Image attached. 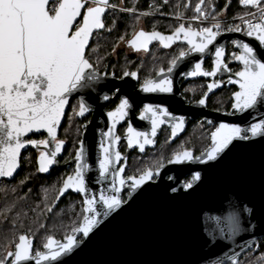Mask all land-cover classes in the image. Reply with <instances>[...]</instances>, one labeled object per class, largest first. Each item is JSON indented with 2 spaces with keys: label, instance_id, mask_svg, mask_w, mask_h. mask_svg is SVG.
<instances>
[{
  "label": "snow or ice",
  "instance_id": "snow-or-ice-1",
  "mask_svg": "<svg viewBox=\"0 0 264 264\" xmlns=\"http://www.w3.org/2000/svg\"><path fill=\"white\" fill-rule=\"evenodd\" d=\"M123 0H121V4ZM164 4L168 0H163ZM230 0L226 2L224 9L215 10L214 0H197L192 7V16L188 17L185 24V16L179 8H189L188 3L176 5L173 15L177 26L171 34H162L160 31H145L142 28L133 30L130 39L124 35L119 37V42L126 43L133 51L148 53L149 46L153 42H159L164 49L170 48L177 41L187 44V49H181L179 55L169 62L167 73H171L178 61L183 60L191 53L203 56L209 51V46H214V59L211 70H205L202 62L195 63L192 70L188 71V77H216L218 73H229L227 83L238 85V91L232 93L231 113H248L256 109L257 105H264V0H238V4L244 11L233 17L240 23L230 24L225 27L218 17L224 15ZM129 14L136 13L135 6L122 7L110 0H0V178L7 180L12 178L21 166L22 149L31 146L37 149V171L48 173L50 166L58 163L65 139L58 138V128L65 116L69 97L81 89L88 87L92 82H98L102 76L97 64H93L90 57L96 53L97 48H89L90 40L100 30H105L104 18L106 14L117 11ZM159 12V6L149 5L148 11L139 12L136 22L141 17L152 16ZM165 15V13H160ZM198 22L193 27L192 22ZM207 22V26H204ZM115 20H113V25ZM108 32L112 27H107ZM223 32L242 33L252 38L256 44L233 39L231 43L239 49L238 54L233 53L232 59L241 65L238 71L232 72L224 60L225 48L217 45V37ZM116 48L113 46L112 51ZM114 76V74H113ZM124 77L137 79L136 71H124ZM160 79L145 78L140 84V90L144 93H171L173 91L172 80L165 73L164 68L156 72ZM235 77V78H233ZM223 81L214 79L207 84V91L197 102L206 106V97L214 89L221 86ZM108 100L107 95L103 96ZM131 104L127 98L121 97L114 110L107 112L109 130L102 133L103 140L100 143V158L98 171L100 181L111 177L109 191L101 190L99 195L89 194L85 174L89 171L86 161V151L83 140L79 141V147L75 149V169L72 174L62 178L60 186L54 188L55 196L49 201L48 189H45L43 208L37 205L29 211L36 213L31 222L25 228L24 220L29 219L26 212L16 211L15 203L5 201L3 210L0 211V224L7 225L4 235V243L0 245V264H59L61 258L68 256L78 248L84 238H88L93 230L112 213L117 212L128 203L121 195L126 187L130 199L138 189L154 175L159 174L160 163L155 171L145 168L138 175L122 176L124 166L117 168V163L122 160L121 153L116 151V144L121 139L115 134L116 125L123 121L129 114ZM90 111L83 98L78 102V107L73 106L72 117H84ZM141 120H149L150 132L137 131L129 123L127 127V145L129 148L136 146L140 152L145 151V146L155 143L154 137L157 130L168 124L170 138H175L185 127V117L173 116L167 108L160 105L145 103L139 113ZM212 124L211 120L207 121ZM46 133L43 139L29 138V134ZM256 138L264 139V117L257 122H251L245 127L235 123L221 122L214 127L209 134L210 144L204 148L200 155H194L191 148L183 145L173 151L169 164H184L198 162L206 164L218 161L222 154L235 146L234 141H255ZM43 149V150H40ZM67 163V161H65ZM201 179L199 172L192 174L190 180L182 187L184 190L193 188ZM99 182V181H98ZM24 183V181H21ZM67 190H72L84 197L80 219L74 221L70 231L63 239H56L47 234L43 237L42 250L34 249V238L38 229H44L45 224L41 218L53 211L56 201ZM16 191L15 188L12 189ZM177 191L176 188L171 189ZM22 199V198H21ZM99 206V207H98ZM242 213L251 214L252 209L229 203L228 209L221 216H213L210 219L215 224V233L221 240L227 238L233 240L242 232H251L255 225L242 219ZM24 229L23 231H20ZM213 241L217 235L207 230ZM10 233V235H8ZM250 247L255 241L246 242ZM243 251V248H241ZM240 252L225 254L230 264H264V252L254 260H239ZM207 264H223L220 257L209 259Z\"/></svg>",
  "mask_w": 264,
  "mask_h": 264
},
{
  "label": "water",
  "instance_id": "water-1",
  "mask_svg": "<svg viewBox=\"0 0 264 264\" xmlns=\"http://www.w3.org/2000/svg\"><path fill=\"white\" fill-rule=\"evenodd\" d=\"M102 31L100 30L99 33ZM233 39L253 44L258 43L242 33H222L217 37L215 43L224 46V60L227 43ZM176 43L188 47L181 41ZM232 47L237 53L239 52V49L234 45ZM214 50V46H209V51H206L203 56L191 53L183 60L178 61L171 73L165 72L172 80L173 91L171 93H144L140 87L136 88V79L134 80L130 76L123 77L120 81L115 80L112 76H102L98 82L90 83L88 87L74 92L69 97V103L73 98H77L78 102L83 98L90 108V111L85 114V116L90 115V119L83 126L80 139L84 142L86 161L89 164V171L85 174V178L90 195L98 196L101 190L107 192L111 187V177L108 180L100 181L98 161L100 158L99 146L104 139L102 133L109 130L104 106L116 98H127L131 108L128 116L116 125L115 134L126 119L137 131L150 132V121L141 120L139 116H135L136 109L145 103L165 107L172 114L189 111L190 119L202 115L207 121L211 120L212 125L224 122L245 127L264 117V105H257L256 109L249 110L248 113L234 115L204 112L203 106L199 104H194L189 108L183 106L178 96V83L182 79L184 82L197 79H206L210 82L216 78L225 79L220 87L208 94L206 100L223 87H234L236 91L239 90L238 85L227 83L229 73L221 72L216 77H188L186 75L197 62H202L203 68L206 60H209L212 65ZM231 64L241 67L235 60ZM160 78L162 77L156 76L154 79ZM112 92L114 95L111 98L110 93ZM105 95L109 97L108 100L103 99ZM232 111L231 109L229 113ZM64 120L65 116L58 128V136ZM39 135L46 137V133H42L29 134V138ZM126 136L127 131L117 142L116 151H118L117 147L121 140L127 142ZM233 144L235 146H230V150H227L226 154H222L218 161L206 164L193 162L188 167L180 166L181 169L176 164H168L159 170V177L155 182L147 181L133 193L130 199L127 197V204L107 218H103L102 223L93 230V233L88 238H84L83 243L71 254L61 258L59 264H207L209 259L217 257L221 258L223 264H230L226 260L225 254L231 255L233 252H240V260L244 254L253 250L258 240L264 237V139L234 141ZM153 145L145 147L150 148ZM134 148L138 147H128L127 152ZM29 149L34 150L31 146H27L22 149V155ZM122 159L125 160L126 156H122ZM72 164L75 169L74 158L67 163V166ZM118 164L119 162L117 166ZM123 166L125 167V162ZM53 168L59 169L58 163L50 166V170ZM20 172L21 166L12 178L7 180L0 178V182H11L18 177ZM195 172L200 173L201 179L194 184L193 188L184 190L181 178L189 175L191 179ZM172 188H176L177 191L172 192ZM123 192L128 193L126 187L122 190ZM67 195L79 196L81 201L84 199L79 193L67 190L55 202L54 206ZM229 203L238 206V208L244 206L251 208L252 213H242V219L250 221L255 225V228L251 232L240 233L233 240L227 238L221 240L215 233V224L210 217L221 216L228 209ZM206 229L217 235L215 241L211 239ZM249 241H255V243L249 247L246 243Z\"/></svg>",
  "mask_w": 264,
  "mask_h": 264
},
{
  "label": "flooded vegetation",
  "instance_id": "flooded-vegetation-1",
  "mask_svg": "<svg viewBox=\"0 0 264 264\" xmlns=\"http://www.w3.org/2000/svg\"><path fill=\"white\" fill-rule=\"evenodd\" d=\"M90 45H89V48H90ZM125 45L130 50L129 54L125 53L123 50H116L115 52H111V54H109L108 56H101L98 53H93L92 56L90 57V60L95 65L97 64V61L99 58L98 67H99L100 73L103 74L106 72L108 74L106 77L112 76L117 81H120L124 77L123 76L124 71H129V72L136 71L137 72L136 88L140 87V84L143 82L145 78L154 79L156 77V72L159 71L160 68H164L165 72H167L169 62L167 63L164 62L161 65H157V64H152L151 62L146 61V57L148 56L150 52H158L160 54H169L173 50H175L176 47H178L177 45L175 46L173 44L170 48L164 49L162 46L159 45V42H153L149 46L150 51L148 53H144L143 51L141 52L133 51L127 44ZM186 48L187 47L185 46V49ZM140 53H143L144 55L141 57L138 55ZM178 55H179V52L177 53V56ZM120 56H122V58H120ZM232 61L233 59H228L226 55L225 62L228 64V67L232 70V72L238 71L240 69V66L236 64H231ZM211 67H212L211 62L209 60H206L204 63V69L210 70ZM220 80L224 81L225 79H220ZM209 82L210 80H206V79H197V80L187 81V82H184L183 79L180 80L178 83V87H179L178 96L181 99L183 106H185L186 108H189L190 106L194 104H198L197 102L202 97L203 93L207 91V84ZM235 91H236V88L234 87H229V88L223 87L222 89H219L215 93L211 94L206 100V106H203L204 112L209 111L211 113L213 112V113H220V114L229 113L231 110L232 93ZM113 95H114V92L110 93L111 98L113 97ZM225 98L228 99L229 105H228L227 110L223 111L221 109V105H222L221 103ZM119 101L120 99L116 98L111 103L105 104L104 112L112 111L117 106ZM74 105L78 107L77 98L71 99L68 105L66 115H65L64 124H66V121L69 120V117H72V110H73ZM142 107L143 106H140L139 108L136 109L135 116H139V113L142 110ZM172 115L185 117L184 130L180 132L177 137L170 138V128L168 127V124L165 123L164 125H161V127L159 128V133L154 139L155 141L154 145L150 148L145 147L144 152H140L139 148H134L127 152L128 150L127 142L124 140H121L119 142L117 150L121 153V156L123 157L126 156V159L125 160L122 159L119 162L117 168H119V166L123 165V163L125 162L124 173H123L124 177H127L129 175H138L139 172L143 171L145 168H148V167H151L155 171L156 167H158L160 163H163L164 165V167L160 168V170L165 168L169 164L168 160L171 158L173 151L178 150L181 145H183L185 148H191L193 150L194 155H200V153L204 150V148H206L210 144L209 134L212 130H214V127L216 125L208 124L206 118L202 115H198L197 117L190 119L189 111H186V113H179V114H172ZM89 119H90V115L85 116V117H73L70 120L71 125H73V128L78 129L80 131V138L77 142H75L74 145H70V143L65 140L66 142H65V145L63 146L62 152L58 156L59 169L53 168L49 170L48 173H39L37 171V167H38L37 157L39 155L38 150L29 149L26 153H24V154H27L26 156L29 157V160L31 159V155L35 154V159L33 160V163H34L33 168L36 170V175H40L44 177L45 179H47L48 182L49 181L52 182V180L54 179L57 180L58 176L62 175V178H66L67 175L73 173L74 164L67 166V163L74 158L75 149L78 147V143L81 139V135L83 132V126L89 122ZM128 125H129V120L126 119L118 127L116 135L123 137L126 133ZM207 130H209L208 135H207ZM60 133H59L58 138H60ZM31 138L32 139H43L45 138V136L39 135V136H33ZM23 155H22L21 161L22 159L26 157ZM65 161H67V163ZM192 163L193 162H187L184 164H176V165L179 167V169H181L180 166L188 167ZM158 177H159V174L154 175L151 181L155 182L158 179ZM188 180H190L189 175H185L184 177L181 178V181L183 182V184L187 182ZM0 183H10V182L2 181ZM121 195L124 199H127L128 197L127 192H123ZM35 244H37L36 237L34 238V249L37 248ZM40 250H42V245L40 246Z\"/></svg>",
  "mask_w": 264,
  "mask_h": 264
},
{
  "label": "trees",
  "instance_id": "trees-1",
  "mask_svg": "<svg viewBox=\"0 0 264 264\" xmlns=\"http://www.w3.org/2000/svg\"><path fill=\"white\" fill-rule=\"evenodd\" d=\"M115 3H118L117 0H113ZM214 2L217 5V11L219 12L221 9H224V6L228 0H214ZM135 6L136 10L142 8V5L139 3L134 2L133 0H125L124 7H133ZM244 9L242 6L238 4V0H230V4L228 8L225 10L224 15L225 16H236L238 13L243 12ZM136 16L135 15H127L122 13H112L105 17V25L106 29L107 27H112V31L108 32L106 29L103 30L101 33H98L94 36L90 48H97L96 53L100 54L101 56H108L111 54L113 46H116V44L119 42V37L121 35L125 36V39H129L131 37V34L135 29H137L138 23L136 22ZM113 20H115V24L113 25ZM143 30L145 31H151L153 30V26L155 25V30L160 31L162 34H171L172 29L177 26L175 23L170 22L168 20L164 19H144L143 20ZM174 45L178 46L175 50H173L169 54H160L158 52H150L148 56L146 57V61L151 62L152 64L161 65L164 62H170L173 58L177 56V53L181 49H185V45L181 43H174ZM226 55L227 58H229L230 52H232L234 49L232 46H227L226 48ZM122 58V56H120ZM227 99V98H225ZM224 99V100H225ZM223 100V101H224ZM228 101V99H227ZM228 104L226 105L225 109H222L225 111L228 108ZM71 124V122H67L64 124V127L67 126V124ZM69 129H73L74 131H77L80 133L78 129H74L73 125L71 127L69 126ZM72 140L75 139L74 143L68 140L70 145H74L75 142L79 140V135L77 134L76 138H71ZM27 154H24L23 156H26ZM29 162V166H28ZM33 160L29 161L27 159H22L21 161V173L18 176V178L14 179L12 182L7 183L5 186L9 185L10 187L7 188H0V211L3 210L5 201L8 203H15L16 208L13 210L12 213H9V215H14L16 211H23L27 213V216L29 219L24 220L25 228L29 225L31 222L32 217L36 215V213H33L29 211L30 208H35L37 205H40L41 208H43L42 201L44 200L45 195V189L48 190V197L49 201H51L55 196V191L51 189L54 185L51 184V181H47L44 177L40 175H35V169L33 168ZM50 180V179H49ZM56 180V179H55ZM21 181H24V183H21ZM53 182H55L53 180ZM61 179L58 180V183L56 184L58 188L60 186ZM4 184V183H3ZM15 188L16 191L13 192L12 189ZM22 198V199H21ZM67 200H72L75 204L70 206L67 202ZM81 200L79 196H72L67 195L63 199H61L56 206L53 207V211L50 213H47L46 217H42L41 220L45 224L44 229H38L37 225L33 224L32 227L34 230L37 231V244L36 247L40 248L43 242V237L47 234L53 235L57 239H62L65 234H67L70 231L71 226L73 225L74 221H78L80 219V213L82 212V205ZM28 203V204H27ZM62 208H65V210H70V212L65 213L63 215L60 214V210ZM68 210V211H69ZM24 229H21L20 231H23ZM7 231V225L0 224V245L4 243V235ZM10 235V233H8ZM2 250V249H0ZM264 252V237L258 240L255 244V247L252 251L244 254L240 261H246L247 259H255L257 256L260 255V253Z\"/></svg>",
  "mask_w": 264,
  "mask_h": 264
},
{
  "label": "built area",
  "instance_id": "built-area-1",
  "mask_svg": "<svg viewBox=\"0 0 264 264\" xmlns=\"http://www.w3.org/2000/svg\"><path fill=\"white\" fill-rule=\"evenodd\" d=\"M117 1H118V3H115V1H113V0H111L110 2L111 3H115L118 6L124 7L125 0H123V3L122 4H121V0H117ZM133 1L142 5V8L137 9V12L136 13L129 14V13H126V12H120L118 9H117L116 12L122 13V14H127V15H130V16H132V15H135L136 16L139 12L148 11L150 4H155V5L159 6V12L154 13L152 16L141 17L140 21L143 22L144 19H164V20H168L170 22H173L176 25L178 24V21H176V19L174 18L173 15H170V13H174V11L177 10L175 8V6L176 5H183L184 3H188L189 4V8L188 9H184L183 7L179 8V10L184 13V16H185L184 22L187 25V23H188L187 18L190 17V16H192L194 14L191 9H192V7H194L195 2H197V0H168V3L167 4H164L163 3V0H133ZM214 6H215V10L217 11V5H216L215 2H214ZM161 12L162 13H165V15H161L160 14ZM107 15H109V14H106V16ZM233 17L234 16L228 17V16L223 15L222 17H218V19H220L222 21V23H223V25L225 27H227L230 24L240 23L239 20H234ZM104 21H105V18H104ZM192 24H193V27L199 26L198 25V22H196V21H193ZM204 26H207V22L205 23ZM223 33H227V32H223ZM231 41L232 40H230L227 43V46H233V44L231 43ZM233 53H237V52L235 50H233L232 52H230V54H229V58L230 59H232V54Z\"/></svg>",
  "mask_w": 264,
  "mask_h": 264
},
{
  "label": "rangeland",
  "instance_id": "rangeland-1",
  "mask_svg": "<svg viewBox=\"0 0 264 264\" xmlns=\"http://www.w3.org/2000/svg\"><path fill=\"white\" fill-rule=\"evenodd\" d=\"M140 28H142L143 29V23L140 21L139 23H138V25H137V29H140ZM127 40V39H126ZM126 43H124V42H118L117 44H116V46H115V48H116V50H123L125 53H127V54H129L130 53V50L126 47V45H125ZM115 50V51H116ZM139 56H143L144 54L143 53H140V54H138ZM222 105H221V109H225L226 108V105L228 104V101H227V99H225L224 101H222V103H221ZM227 110V109H226ZM70 121V119L69 120H67L66 121V123L67 122H69ZM69 126L71 127V124L69 123V124H67V126H63L62 127V129H61V133H60V138H62V139H65L66 141H68V140H70L71 142H73L74 143V141H75V139H71V138H76V136H77V134L79 135V138H80V133L79 132H77V131H74L73 129H69ZM208 132H209V130H207V135H208ZM25 159H28V157L26 156L25 157ZM35 159V154H32L31 155V159L29 160V161H32V160H34ZM28 166H29V162H28ZM35 175H36V171H35ZM62 178V175L61 176H58L57 177V180H55L54 179V181L55 182H53V180H52V182H51V184L52 185H54L51 189H53L54 190V188L55 187H57L56 186V184L58 183V180L59 179H61ZM7 183H0V188H7V187H10L9 185H7V186H5ZM49 190V189H48ZM49 191H51V190H49ZM81 200V199H80ZM67 202H68V204L70 205V206H72V204L74 205L75 203L74 202H72V200H67ZM81 203V205H82V201L80 202ZM28 204V203H27ZM69 210V209H68ZM68 210H65V208H62L61 210H60V214H58V215H63V214H65V213H69L70 212V210L68 211Z\"/></svg>",
  "mask_w": 264,
  "mask_h": 264
}]
</instances>
